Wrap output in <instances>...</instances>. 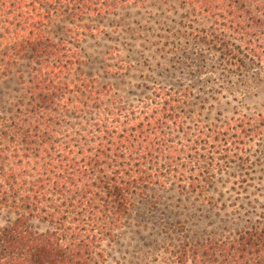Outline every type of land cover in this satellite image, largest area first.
Returning <instances> with one entry per match:
<instances>
[{
	"label": "trees",
	"instance_id": "trees-1",
	"mask_svg": "<svg viewBox=\"0 0 264 264\" xmlns=\"http://www.w3.org/2000/svg\"><path fill=\"white\" fill-rule=\"evenodd\" d=\"M93 1L0 0V56L26 59L30 71L18 106L0 112V264H98L134 197L171 187L212 206L214 167L264 136V112L201 123L187 117V92L150 90L126 105L77 79L80 31L49 27ZM201 1L205 13L218 9ZM242 8L231 21L237 30L262 26ZM246 49L264 59V40ZM170 264H264V218L186 243Z\"/></svg>",
	"mask_w": 264,
	"mask_h": 264
},
{
	"label": "rangeland",
	"instance_id": "rangeland-1",
	"mask_svg": "<svg viewBox=\"0 0 264 264\" xmlns=\"http://www.w3.org/2000/svg\"><path fill=\"white\" fill-rule=\"evenodd\" d=\"M216 4V11L205 13L201 0H94L78 7L80 17L54 19L49 28L80 31L76 78L90 82L94 90H112L122 104H134L150 90H176L189 94V120L256 117L264 112V59L246 48L262 46L264 23L250 33L237 30L231 21L247 6L261 24L264 0ZM29 82L26 59L7 62L0 56L3 115L18 106ZM245 143L214 167L206 193L212 206L171 187H151L134 197L126 221L102 243L98 264H170L186 243L262 221L264 136ZM5 220L0 217V224Z\"/></svg>",
	"mask_w": 264,
	"mask_h": 264
}]
</instances>
